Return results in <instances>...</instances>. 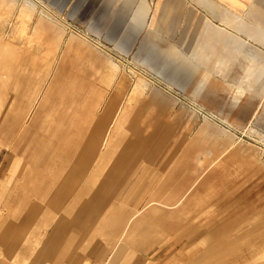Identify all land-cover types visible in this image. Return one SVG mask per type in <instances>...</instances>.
Wrapping results in <instances>:
<instances>
[{
  "label": "rangeland",
  "instance_id": "1",
  "mask_svg": "<svg viewBox=\"0 0 264 264\" xmlns=\"http://www.w3.org/2000/svg\"><path fill=\"white\" fill-rule=\"evenodd\" d=\"M104 11L0 0V247L13 264H264V95L196 71L192 41L118 51ZM138 161L161 167L159 198L118 200Z\"/></svg>",
  "mask_w": 264,
  "mask_h": 264
},
{
  "label": "crops",
  "instance_id": "2",
  "mask_svg": "<svg viewBox=\"0 0 264 264\" xmlns=\"http://www.w3.org/2000/svg\"><path fill=\"white\" fill-rule=\"evenodd\" d=\"M90 2L92 7L105 10L102 13L104 23L117 26L114 40L118 42V51L132 53L144 39L154 37L165 46L176 42L181 46V41H192L194 47L183 50L179 47V52L180 56H190L198 62L194 61L196 71L205 73V77L211 81H225L232 87L234 96L243 99L254 97L250 90L243 96L234 93L237 84L238 86L242 84L244 92L247 89H254L258 91V97L264 95V0H90ZM222 10L224 12L221 13V22L219 17ZM222 23L226 28L220 26ZM199 36L200 41L197 43ZM58 38L62 40L61 33ZM107 64L109 67L106 75L112 82L118 71L115 66L119 65L116 63L113 66L109 62ZM95 74L97 72H94ZM145 86L143 81H139L133 92L143 95ZM131 169L123 183L127 186L117 193L118 200L158 199L159 196L154 195L160 194L159 186L163 178L161 167L149 161H138ZM143 188H147V192L142 193ZM12 255L11 250L0 247V264H13ZM77 264L101 263L93 258ZM103 264L112 263L107 260Z\"/></svg>",
  "mask_w": 264,
  "mask_h": 264
},
{
  "label": "bare ground",
  "instance_id": "3",
  "mask_svg": "<svg viewBox=\"0 0 264 264\" xmlns=\"http://www.w3.org/2000/svg\"><path fill=\"white\" fill-rule=\"evenodd\" d=\"M45 25V23L43 22V20L41 19L36 25H35V27L33 28V33L35 34V35H37V34H39L41 31H42V28H43V26ZM52 53V52H51ZM247 58H248V56H247ZM241 74H240V78H241ZM242 85V84H241ZM238 86V84L235 86V89L237 90V92H241V93H243V88H242V86ZM100 153V152H99Z\"/></svg>",
  "mask_w": 264,
  "mask_h": 264
}]
</instances>
